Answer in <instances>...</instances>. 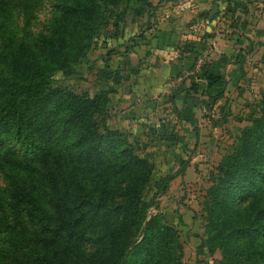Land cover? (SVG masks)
Instances as JSON below:
<instances>
[{"label":"trees","instance_id":"16d2710c","mask_svg":"<svg viewBox=\"0 0 264 264\" xmlns=\"http://www.w3.org/2000/svg\"><path fill=\"white\" fill-rule=\"evenodd\" d=\"M146 2L0 0V264H182L177 231L147 212L146 153L106 121L109 91L51 84L57 71L91 67L107 7ZM43 3L49 15L33 30ZM205 64L209 98L224 79ZM187 88L198 89L192 79ZM253 107L205 188L199 244L218 250V264H264V92ZM174 175L154 179L151 196Z\"/></svg>","mask_w":264,"mask_h":264},{"label":"rangeland","instance_id":"374dc122","mask_svg":"<svg viewBox=\"0 0 264 264\" xmlns=\"http://www.w3.org/2000/svg\"><path fill=\"white\" fill-rule=\"evenodd\" d=\"M146 1L130 6L123 3L118 9L107 7L105 23L94 36L93 45L84 59L85 67L92 61L91 67L79 74L57 71L51 76V84L84 95H93L101 89L109 91L106 103L107 123L130 133L129 136L138 140L147 156L148 179L144 189V196L150 201L147 212H158L160 222L177 231L182 264H218V250L199 244L203 231L202 215L207 205L205 188L217 175L219 159L228 151L238 128L247 123L245 117L254 108L255 99L264 92V35L262 32L257 35L258 43H253L250 47L254 55L248 62L249 75L241 86V92L237 93L235 88L229 87L230 90L218 95L215 107L209 105V98L203 100V121L197 124L202 138L197 141L192 133L189 146H185L177 138L174 125L177 124L178 117L175 116V106L169 99L170 94L179 89L177 86L182 85L180 82L167 86L163 94L157 89L149 97L144 95L141 102L137 101V108H133L135 99L130 101L128 93H124V82L129 79L125 77L127 75H124L122 67L124 63H128L127 69L129 66V71L132 72L136 69L138 60L134 56L131 62L126 59L121 64L120 55L124 56L127 47L148 34L152 25L150 17L155 15V10L157 13L160 11L157 6L161 0ZM237 9H240L238 4L232 3H227L223 11L219 9L221 12L216 22H219L218 27L223 31L225 27L228 28L227 35L231 31L229 29L232 26L229 25L232 21L234 27L237 23L235 17L232 18V13ZM48 15L47 3L41 4L35 11L31 29L39 27ZM216 15L217 10L212 16ZM14 19L20 21L16 11ZM246 19L252 21V17ZM250 27L253 26L245 28L246 32L253 35ZM204 45L202 51L207 50L203 49ZM246 45L250 46V43ZM174 78L175 76H171L165 82ZM130 92L138 93L139 89L133 87ZM181 164H184L182 168L190 167V171L172 178L164 193L152 197V181L165 173L176 175L182 172Z\"/></svg>","mask_w":264,"mask_h":264},{"label":"crops","instance_id":"0c3cea01","mask_svg":"<svg viewBox=\"0 0 264 264\" xmlns=\"http://www.w3.org/2000/svg\"><path fill=\"white\" fill-rule=\"evenodd\" d=\"M234 1L240 9L232 13V18L235 17L237 23L234 21V27L232 21L228 35L226 34L228 28L225 27L223 31L218 27L219 22H216L221 12L219 9L223 11L227 6L226 0H161L158 3L157 7L160 11L157 13L155 10V15L150 17L152 25L148 34L144 38L135 40L134 45L127 47L128 50L124 56L120 55L121 64L126 59L131 62L134 56L138 60L135 64L136 69L132 72L129 71V66L127 69L128 63H124L122 67L124 75H127L125 77L131 82H124V93H128L129 98L130 89L133 87L139 89L138 93L131 92L135 99L133 108H137V101L141 102V97L144 95L149 97L157 89L163 94V91L168 88V82L165 81H168L169 77L191 69L194 56L202 52L201 48L204 44L203 49L207 48L205 67L224 79L221 93L230 90L229 87L235 88L237 93L241 92V86L247 81L249 75L248 62L254 55L250 47L253 43H258L257 35L261 32L264 35V0ZM213 4L217 6L218 15L216 16L209 15ZM260 4L263 6L260 7ZM247 17H252V21H247ZM247 26H253L250 27L253 35L246 32ZM248 42L250 46L246 45ZM190 79L192 75L182 78L180 81L182 85L177 86L179 89L175 91L173 98V104L181 115V118H176L177 124L174 127L177 130L179 142L185 146H189L192 133L197 141L202 138L197 124L203 121L202 103L208 98L203 93L205 79L202 76H194L193 81L198 88L195 92L187 88ZM127 87L129 92L126 91ZM217 97L218 95L209 97V105L215 107L218 102ZM191 98L194 101L197 99V102L194 103ZM129 100L131 101L130 98ZM185 158L188 157L185 156ZM182 170L173 179L189 172L190 167L182 168Z\"/></svg>","mask_w":264,"mask_h":264},{"label":"built area","instance_id":"2783aa9c","mask_svg":"<svg viewBox=\"0 0 264 264\" xmlns=\"http://www.w3.org/2000/svg\"><path fill=\"white\" fill-rule=\"evenodd\" d=\"M207 56V50H203L202 52H200L194 59V64L191 67V69H189L188 71H186L185 73H180L178 75L175 76L174 79H172L171 81H169L167 83L168 86H174L175 83H178L182 80V78L186 75H192V81L194 79L195 73L198 71V69L200 68L201 64L204 63L205 58Z\"/></svg>","mask_w":264,"mask_h":264},{"label":"water","instance_id":"95a60500","mask_svg":"<svg viewBox=\"0 0 264 264\" xmlns=\"http://www.w3.org/2000/svg\"><path fill=\"white\" fill-rule=\"evenodd\" d=\"M216 10H217V6H216V4H213L212 7H211V9L209 10V15L213 14ZM126 91H129V88L128 87L126 88ZM129 98L131 100H133L134 99V94L130 92L129 93Z\"/></svg>","mask_w":264,"mask_h":264}]
</instances>
